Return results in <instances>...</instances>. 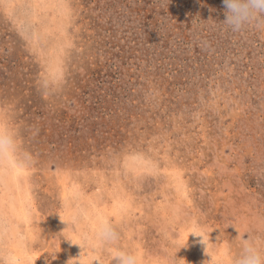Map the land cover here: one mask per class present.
<instances>
[{
  "label": "rangeland",
  "instance_id": "rangeland-1",
  "mask_svg": "<svg viewBox=\"0 0 264 264\" xmlns=\"http://www.w3.org/2000/svg\"><path fill=\"white\" fill-rule=\"evenodd\" d=\"M225 11L0 0V126L17 143L0 157V264H115L101 214L142 264H231L264 237V31H226Z\"/></svg>",
  "mask_w": 264,
  "mask_h": 264
},
{
  "label": "clouds",
  "instance_id": "clouds-1",
  "mask_svg": "<svg viewBox=\"0 0 264 264\" xmlns=\"http://www.w3.org/2000/svg\"><path fill=\"white\" fill-rule=\"evenodd\" d=\"M223 5L226 19L222 24L226 31L241 33L249 28L264 31V0H223ZM16 150L14 133L0 126V157H11ZM191 235L204 239V233L196 229L192 230ZM120 238V232L112 220L103 214L99 215L93 225L95 246L106 250L115 264H142L139 254L120 248ZM68 240L72 243L71 239ZM238 247L239 251L231 264H264V237L248 235L247 238H240ZM177 260L182 259L175 256L169 264H175Z\"/></svg>",
  "mask_w": 264,
  "mask_h": 264
}]
</instances>
